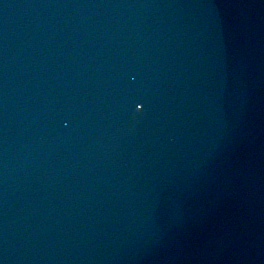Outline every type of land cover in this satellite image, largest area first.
Returning <instances> with one entry per match:
<instances>
[{
	"label": "water",
	"instance_id": "95a60500",
	"mask_svg": "<svg viewBox=\"0 0 264 264\" xmlns=\"http://www.w3.org/2000/svg\"><path fill=\"white\" fill-rule=\"evenodd\" d=\"M0 264H35L28 0H0Z\"/></svg>",
	"mask_w": 264,
	"mask_h": 264
}]
</instances>
